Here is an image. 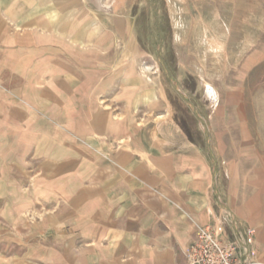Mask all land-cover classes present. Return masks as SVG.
<instances>
[{
    "label": "crops",
    "instance_id": "0c3cea01",
    "mask_svg": "<svg viewBox=\"0 0 264 264\" xmlns=\"http://www.w3.org/2000/svg\"><path fill=\"white\" fill-rule=\"evenodd\" d=\"M197 1L213 7V32L258 34L241 45L257 49L247 77L264 66V0ZM123 10L0 0V264H185L207 225L245 264H264V87L210 89L217 194L232 220L206 149L139 75Z\"/></svg>",
    "mask_w": 264,
    "mask_h": 264
},
{
    "label": "rangeland",
    "instance_id": "374dc122",
    "mask_svg": "<svg viewBox=\"0 0 264 264\" xmlns=\"http://www.w3.org/2000/svg\"><path fill=\"white\" fill-rule=\"evenodd\" d=\"M116 5L126 9L123 12L127 15L128 26L132 25V32H128L125 39L131 38L136 42L130 51L136 59L139 75L152 84L155 91H164L170 106V120L188 137L198 140L205 150L200 124L173 91L159 65L156 52L159 39L162 38V60L178 89L196 107L198 114L208 121L210 106L215 102L210 89L222 94L226 86L242 83V78H246L244 83L249 84L250 89L264 87L263 65L251 68L247 77L245 61L257 49L241 48L244 39L249 36L256 40L258 34L213 32L216 29L215 18L210 16L213 7L209 6V2L201 5L197 0H101L105 11L112 10ZM201 10L205 23H201ZM238 24L235 22L232 29H241ZM217 37L220 38L218 41ZM218 44L222 47L219 48Z\"/></svg>",
    "mask_w": 264,
    "mask_h": 264
},
{
    "label": "built area",
    "instance_id": "2783aa9c",
    "mask_svg": "<svg viewBox=\"0 0 264 264\" xmlns=\"http://www.w3.org/2000/svg\"><path fill=\"white\" fill-rule=\"evenodd\" d=\"M221 226H202L185 251V264H243L236 242L223 241ZM248 234H253L249 231Z\"/></svg>",
    "mask_w": 264,
    "mask_h": 264
},
{
    "label": "water",
    "instance_id": "95a60500",
    "mask_svg": "<svg viewBox=\"0 0 264 264\" xmlns=\"http://www.w3.org/2000/svg\"><path fill=\"white\" fill-rule=\"evenodd\" d=\"M155 19V17H154ZM160 30L158 29V32ZM161 47H162V38L160 37L158 45L156 47V52H157V59L159 62V65L166 77V79L168 80L171 88L173 89V91L180 97V99L188 106V108L191 110L192 114L194 115V117L196 118L197 122L200 124L201 128H202V132L204 135V140H205V148H206V152L209 155L210 159H211V163H212V178H213V191H214V195L216 197L217 203L218 205L226 210L230 216L231 219L233 220V216L232 214L227 210V208L224 206V204L221 202L220 197L217 194V187H216V164L215 161L213 160L212 154H211V149H210V140H209V131H208V127L207 124L205 122V120L198 114L196 107L189 101V99L178 89L177 83L175 82V80L173 79V77L171 76L170 72L167 70L165 63L162 60L161 57ZM243 248L245 249V246L242 245ZM243 264H245L244 261H242Z\"/></svg>",
    "mask_w": 264,
    "mask_h": 264
},
{
    "label": "bare ground",
    "instance_id": "6f19581e",
    "mask_svg": "<svg viewBox=\"0 0 264 264\" xmlns=\"http://www.w3.org/2000/svg\"><path fill=\"white\" fill-rule=\"evenodd\" d=\"M148 69V68H147Z\"/></svg>",
    "mask_w": 264,
    "mask_h": 264
}]
</instances>
